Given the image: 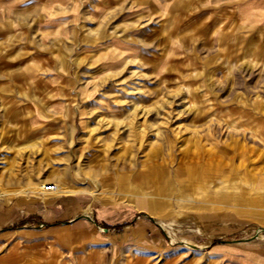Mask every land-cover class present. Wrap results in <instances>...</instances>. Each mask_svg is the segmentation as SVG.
<instances>
[{
  "label": "rangeland",
  "instance_id": "1",
  "mask_svg": "<svg viewBox=\"0 0 264 264\" xmlns=\"http://www.w3.org/2000/svg\"><path fill=\"white\" fill-rule=\"evenodd\" d=\"M0 192L138 211L120 264L264 258V0H0Z\"/></svg>",
  "mask_w": 264,
  "mask_h": 264
},
{
  "label": "crops",
  "instance_id": "2",
  "mask_svg": "<svg viewBox=\"0 0 264 264\" xmlns=\"http://www.w3.org/2000/svg\"><path fill=\"white\" fill-rule=\"evenodd\" d=\"M101 206L106 205L83 193L0 200V264H120L129 254L135 257L132 261L143 258L142 241H149L145 230L150 222L135 223L138 211L109 222L98 217ZM79 235L89 240L73 248ZM208 249L211 255L223 254L218 246ZM239 249L231 252L238 263L264 264V258Z\"/></svg>",
  "mask_w": 264,
  "mask_h": 264
},
{
  "label": "bare ground",
  "instance_id": "3",
  "mask_svg": "<svg viewBox=\"0 0 264 264\" xmlns=\"http://www.w3.org/2000/svg\"><path fill=\"white\" fill-rule=\"evenodd\" d=\"M3 195V193L0 192V197ZM110 208L106 210V213L109 211ZM112 211V210H111Z\"/></svg>",
  "mask_w": 264,
  "mask_h": 264
}]
</instances>
